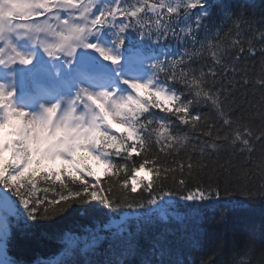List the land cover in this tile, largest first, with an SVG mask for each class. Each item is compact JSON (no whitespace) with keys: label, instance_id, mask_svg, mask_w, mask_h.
<instances>
[{"label":"snow or ice","instance_id":"obj_1","mask_svg":"<svg viewBox=\"0 0 264 264\" xmlns=\"http://www.w3.org/2000/svg\"><path fill=\"white\" fill-rule=\"evenodd\" d=\"M243 9L233 10L225 0H0V264H53L22 260L13 249L43 240L46 224L73 204L91 207L92 201L113 213L124 207L135 213L118 224H102L92 243L83 245L88 250L106 241L102 259L72 258L73 251L64 264H251L244 259L256 246L251 233L239 259H214L228 231L224 212L213 220L220 233L213 255L199 261L192 256L204 246L202 213L222 201L226 207L232 203L226 200L230 185L195 179L189 162L187 175L181 164L178 181L175 169H165L176 184L165 191L160 161L147 158L157 127L155 143L162 150L185 145L188 136L181 129L189 125L209 138L194 146L201 154L224 143L239 144L249 154L257 143L264 149V123L253 129L233 119L228 94L221 99L222 93L212 91L215 65L225 50L209 39L210 22L239 21ZM170 41L180 47L173 51ZM189 43L200 48L190 52ZM205 46L215 62L211 85L207 74L196 75L190 67ZM258 83L264 88V74ZM201 106L216 119L209 123ZM257 114L264 122V111ZM93 162L124 176L101 188ZM149 163L156 167H146ZM260 166L264 169V159ZM142 170L156 179L142 183L137 175ZM38 180L58 183L59 190L45 188L43 197L36 196ZM259 196L264 200V188Z\"/></svg>","mask_w":264,"mask_h":264},{"label":"trees","instance_id":"obj_2","mask_svg":"<svg viewBox=\"0 0 264 264\" xmlns=\"http://www.w3.org/2000/svg\"><path fill=\"white\" fill-rule=\"evenodd\" d=\"M149 2L154 3L157 0H149ZM225 2L231 5L233 10L239 11L240 5H243L244 9L239 21L233 18V21L222 22L217 17L210 22L209 39L213 44H219L225 50L221 63L215 65L218 75L214 78L215 83L212 86V91L222 93L221 99H224L223 93L226 92L228 94L226 108L233 113V119L240 118V122H248L253 129H257L264 123L257 114L264 111V88L260 87L258 83L261 75L264 74V52L261 51L264 48V38L260 36V32L264 31V0H225ZM217 29H219L218 34ZM203 38V32L198 34V40ZM234 41L238 43H233ZM170 44L173 51L180 47L175 41H170ZM206 44L207 40H205ZM186 47L190 52H194L200 48V45L198 43L193 49L189 43ZM214 63L211 53L205 46L197 55L193 56L190 67L195 70L196 75H199L201 71L207 74L205 79L211 85L213 77L209 70ZM166 70L171 72L170 68ZM160 77L164 78L163 73L160 74ZM143 94L144 91L141 90V95ZM198 110L207 116L209 123L216 119L215 113L211 109L201 106ZM161 115L164 113L161 112ZM216 128H221L220 122L216 123ZM181 132L188 136L186 144L175 145L171 149L165 147L163 150L159 144L155 143L159 128L157 127L156 132L153 133V147L147 158L149 161L153 159L160 161L159 177L160 181L165 183V191L176 187L173 174L166 173L165 169H175L174 177L175 181H178L182 178L180 175L181 164H183L184 173L187 175L188 164L191 162L193 164L192 176L195 179L205 184L209 180L219 182L221 185L227 182L230 185L231 195L226 197V200L232 202L226 207L225 201H222L220 206L204 210L199 223L204 246L192 253L193 258L199 261L201 258L206 259L213 255V244L220 235L213 225V220L218 219L220 213L224 212L228 219V231L225 242L215 249L214 259L217 261L239 259L242 255L243 242L249 239V233H251L256 246L251 256L244 257V259H250L251 264H262L264 262V251H262L264 249V200L260 199L259 192L264 188V169L260 166L261 159H264V149L261 148L260 143H257L256 150L249 154L246 151L242 152L239 144L232 146L224 143L218 150L208 148L201 154L199 149L194 146L198 145L201 140L209 139L200 136L201 129L193 130L189 125L187 128L182 127ZM221 135H223L222 131ZM257 135H259L258 132ZM189 156H191V161H189ZM133 159H139V157L133 154ZM146 167L155 168L156 166L149 163ZM137 175L142 178V183L152 176L143 170ZM166 175L167 179L165 180ZM118 176L123 177V171L114 175L104 167L99 187L107 188L109 180L116 181ZM152 178L156 179L155 176ZM88 179L90 183L94 181V177ZM189 184L192 186L193 181L189 180ZM130 186L129 184V190ZM37 187L39 191L35 195L40 197H43L45 188L56 187L59 190L58 183L52 185L40 180L37 181ZM119 188L120 183L117 182L115 190L118 191ZM239 188H245L248 193H254V195L241 193L237 190ZM52 195L53 193H48L49 198H52ZM91 203V207L73 204L62 217H58L53 223L44 226L47 235L43 240L34 242L27 248L23 245L18 246L13 249V252L22 260L46 259L53 261V264H64V261L72 256L73 251L76 252V256L72 258L102 259L107 247L106 241H98L94 248L88 250H82L83 245L92 243L94 230L98 231L102 224L121 217L133 218L135 210L124 207L113 213L109 209L101 207L97 201ZM188 223L191 227V222ZM170 226L175 227V224ZM150 230L155 231L156 229ZM141 243H146V241L141 239Z\"/></svg>","mask_w":264,"mask_h":264},{"label":"rangeland","instance_id":"obj_3","mask_svg":"<svg viewBox=\"0 0 264 264\" xmlns=\"http://www.w3.org/2000/svg\"><path fill=\"white\" fill-rule=\"evenodd\" d=\"M120 220V219H119ZM119 220H115L114 222L116 223V224H118L119 223Z\"/></svg>","mask_w":264,"mask_h":264}]
</instances>
